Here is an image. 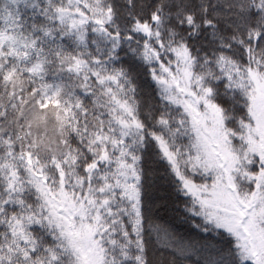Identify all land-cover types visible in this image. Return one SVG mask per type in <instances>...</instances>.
<instances>
[{"label": "snow or ice", "instance_id": "obj_1", "mask_svg": "<svg viewBox=\"0 0 264 264\" xmlns=\"http://www.w3.org/2000/svg\"><path fill=\"white\" fill-rule=\"evenodd\" d=\"M0 264H264V0H0Z\"/></svg>", "mask_w": 264, "mask_h": 264}]
</instances>
